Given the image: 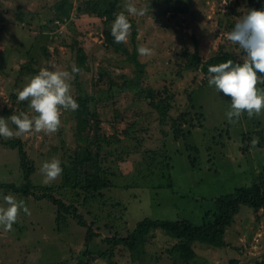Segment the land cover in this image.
<instances>
[{
	"label": "rangeland",
	"instance_id": "374dc122",
	"mask_svg": "<svg viewBox=\"0 0 264 264\" xmlns=\"http://www.w3.org/2000/svg\"><path fill=\"white\" fill-rule=\"evenodd\" d=\"M61 1L0 0V117L7 119L20 112L33 115L27 101L17 102V90L42 68L70 72L75 48L81 47L89 69L71 82V94L74 99L79 95L94 99L89 109L98 119L99 127L94 129L100 137L119 138L100 153L101 167L113 175H107L112 185L102 195L86 197L85 204L81 189H73L76 177H82L80 168L74 169V156L83 152L77 147V121L72 111L63 113L57 133L0 137V141L22 143L35 169L30 176L34 195L51 194L55 200L73 205L83 223L92 226L96 233L92 252L95 247L97 252L102 245L105 248L102 242L107 236L124 237L145 219L200 225L219 196L264 177V145H255L256 132L264 131V114L252 119L245 114L230 123L225 115L230 97L217 94L205 83L207 77L179 68L177 56L183 48L193 52L196 47L203 59L217 52H231L241 59L243 53L226 34L239 17L250 9L257 10V4H264V0H172L173 7H187L186 13H164L162 6L152 5V0H132L138 8L147 7L143 17H129L137 30L136 47L144 45L153 51L148 57L138 54L145 72L137 88L168 89L174 96L170 116L188 113V120L193 118L196 131L176 140L169 132V123L161 126L156 114L133 93V86H125L136 79L134 66L106 49L102 21L76 15L87 0H67L71 12L66 20H60L56 13ZM118 2L120 12L125 0ZM73 42L76 47H69ZM126 44L131 50L130 38ZM189 94L195 110L189 104ZM197 109L204 117L201 126L195 120ZM9 127L15 129L10 121ZM189 145L193 150L186 148ZM245 146L249 152L244 154ZM168 155L171 161L166 167ZM53 157L61 161L63 173L45 184L39 169ZM23 183L17 150L0 144V185L19 187ZM8 194L12 193L0 190V206L6 207L3 196ZM13 195L25 201L31 215L21 210L13 231L0 228V264H76L72 257L78 258L85 249L86 228L69 215L57 221V207L49 200ZM61 220L60 226L57 223ZM148 239L140 245L146 251L143 261L117 254L109 260L95 256L92 264H173L165 250L175 241L160 232L149 233ZM224 241L222 249L194 245V264H227L232 259L254 264L264 258L263 212L241 207L226 228Z\"/></svg>",
	"mask_w": 264,
	"mask_h": 264
},
{
	"label": "trees",
	"instance_id": "16d2710c",
	"mask_svg": "<svg viewBox=\"0 0 264 264\" xmlns=\"http://www.w3.org/2000/svg\"><path fill=\"white\" fill-rule=\"evenodd\" d=\"M172 0H152V5L162 6V11L164 13H186L187 7H173L171 5ZM120 4L118 0H87L84 1L78 8L76 15H89L91 17L98 18L103 23L102 37L103 43L108 51L114 54H119L123 56L129 64L134 66V73L136 74V79L126 83L125 86L130 87L136 97L143 99L148 108L154 112L157 116L159 124L163 126L169 123L170 133L173 136V140L184 137L187 134H191L196 131L193 124V118L188 120V113H181V115L176 117H171L170 112L172 111L174 96L164 89L162 91L155 90L152 88H137L139 81L141 80L144 72L145 65L141 64L138 60V52L136 47L137 40V30L134 23H132V34L130 41L132 44V49L126 43H121L119 45L114 43V38L110 33V26L115 19L116 13L119 12ZM257 10H264V4H257ZM71 12V7L67 0H62L56 9V13L59 14L60 20H66L69 18ZM233 28V26H232ZM76 43L73 42L69 47H76ZM75 65L81 69L78 75L87 71L89 68L86 66V54L81 47L75 48ZM46 54V50H44ZM180 61L179 68H184V70H190L207 77L205 83L208 82V72L207 69L211 65H217L227 60L231 59L234 61H240L231 52H217L212 55L209 59H203L195 47L194 51L191 52L189 48H183L177 55ZM104 74V73H103ZM110 89L113 84L110 82ZM121 86H124L121 85ZM109 89V90H110ZM79 104V109L74 111L73 117L76 119L75 134L77 147L82 149L83 154L74 156V169L76 166L78 170L80 168L81 179L77 178L74 181L73 189H81L84 193L83 203H86V197H94L96 194L102 195L103 190L111 187V179L107 177L109 174L106 170L101 167L100 153L103 147H110L112 144L117 143L119 138L116 135H111L109 137H100L94 129V126L99 127V122L95 114H92L89 109V104L94 102V99L90 96L79 95L75 99ZM188 101L193 110L196 109L194 104V99L191 94L188 95ZM199 114L196 115V119L199 122V126L204 119L202 112L198 109ZM7 113V112H5ZM8 115V114H7ZM180 118V120H179ZM189 127V130L185 131V126ZM134 124L129 125V128L133 127ZM258 134V140L255 142L256 146L260 147L264 145V131L256 132ZM249 138V137H248ZM250 140V138H249ZM0 144L6 149H16L18 152L19 164L23 175L24 183L23 185L16 187L14 185H0V190L5 189L8 193L18 195L20 198L23 196L32 197L35 200H49L53 205L57 207L56 210V220L63 219L68 215L76 220L78 226L86 228L85 235V249L78 255V258L72 257L76 260V264H92L94 263L93 258L96 256L100 259H105L106 257L112 258L117 254L122 257L124 254L130 256L133 261L145 259V247H140L148 242L149 233H162L165 237L172 239L174 244L170 249L165 250V254L173 261V264H194L197 254L194 251V245H201L212 247L216 249H222L226 246L224 241L225 230L229 227L234 217L239 213L241 207L246 206L255 212L262 211L264 215V177L260 176L256 178L248 186L237 187L233 192L219 196L214 204L215 207L212 211L205 214L204 220L201 221L200 225H194L189 221H168V220H142L139 222L135 229L130 231L126 236H107L103 239V244L105 248L97 252L95 247V252L91 250V243L96 237L92 226L87 227L85 223L81 220L77 213V209L73 205H65L64 203L55 200L51 194L39 193L41 195H34L35 191L30 182V176L34 173L35 169L32 162L27 158L22 143L19 141H0ZM250 147V143L248 145ZM245 146L242 148L243 153L249 152V147ZM187 149L193 150L189 145L186 146ZM194 152L198 153V149L195 147ZM79 159V160H78ZM169 161H171L170 156L166 158V167ZM86 169H88L86 171ZM107 173V174H106ZM112 177V174H109ZM105 196V195H104ZM62 220L57 224L61 226ZM63 229V228H62ZM103 250V251H102ZM117 255V257H118ZM105 256V257H104ZM119 257V258H120ZM93 260V261H92ZM227 264H239L237 260H229ZM254 264H264V258L259 261L254 262Z\"/></svg>",
	"mask_w": 264,
	"mask_h": 264
},
{
	"label": "clouds",
	"instance_id": "9594fccd",
	"mask_svg": "<svg viewBox=\"0 0 264 264\" xmlns=\"http://www.w3.org/2000/svg\"><path fill=\"white\" fill-rule=\"evenodd\" d=\"M147 7L138 8L132 0H125L123 10L114 14L110 33L114 43H127L132 34L129 17H143ZM227 40L237 45L243 55L240 61L226 62L208 67V86L217 94L230 97V109L226 118L231 123L245 114L248 119L264 114V10L250 9L238 18L233 29L226 34ZM137 52L142 57L153 55L151 48L140 45ZM81 69L75 64L71 71H50L46 68L38 74L27 77L22 90H17V102H28L33 115L24 112L0 117V137L11 139L26 134L43 133L52 135L61 127L64 112L76 111L79 104L71 94V82ZM9 121L15 129L9 127ZM45 184L56 181L63 173L61 161L53 157L45 161L40 169ZM5 206H0V228L13 231L21 210L31 215L24 200H17L13 194L3 196Z\"/></svg>",
	"mask_w": 264,
	"mask_h": 264
}]
</instances>
